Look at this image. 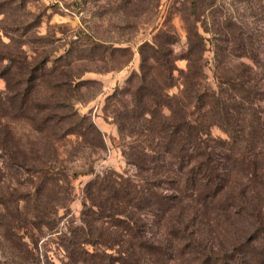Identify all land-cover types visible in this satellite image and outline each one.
Instances as JSON below:
<instances>
[{"label": "trees", "instance_id": "1", "mask_svg": "<svg viewBox=\"0 0 264 264\" xmlns=\"http://www.w3.org/2000/svg\"><path fill=\"white\" fill-rule=\"evenodd\" d=\"M145 47L151 55L143 57L139 83L131 86L130 78L120 95L130 101L111 97L120 135L131 140L125 158L137 173L105 172L87 185L91 206L81 226L61 239L69 264H264V78L247 65L234 74L217 64L218 85L209 88L206 46L197 31L189 33L187 70L179 69L173 49ZM48 63L29 64L0 51V78L7 83L0 92V119L37 110L31 119L37 135L77 136L88 149L104 147L102 133L79 118L71 103H61L72 114L58 121L71 119L69 126L39 116L48 110L35 96L46 82ZM154 70L163 74L160 87L151 77ZM73 82H57L52 89L76 91ZM174 87L178 94H171ZM213 127L227 139L213 138ZM22 165L28 172L42 170ZM57 180L45 175L38 189ZM4 191L0 181V229L17 237L10 225L45 226L50 206L43 207L39 198L33 206H21L23 197Z\"/></svg>", "mask_w": 264, "mask_h": 264}, {"label": "rangeland", "instance_id": "2", "mask_svg": "<svg viewBox=\"0 0 264 264\" xmlns=\"http://www.w3.org/2000/svg\"><path fill=\"white\" fill-rule=\"evenodd\" d=\"M192 30L203 37L206 46L209 88H217V64L234 74L247 65L264 78V0H0V51L29 64L50 60L44 71L45 84L36 87L35 96L48 106L39 116L50 115L52 123H59L72 114L61 103H71L79 118L94 124L104 139V147L91 150L77 136L53 140L37 135L31 120L37 110L23 116L14 111L10 118L0 119L4 192L23 197L21 206H33L38 198L43 207L50 206L41 230L10 225L17 237L9 234L14 240L8 241L9 232L0 229V264H69L61 239L81 226L83 213L91 206L87 185L105 172L124 177L137 173L125 158L131 140L120 135L111 97L117 94L130 101L128 95H120L128 90L130 78L134 77L131 86L139 83L143 57L151 55L145 45H159L164 52L173 49L177 66L187 70L183 57ZM162 75L158 70L151 73L159 87ZM12 77L11 82L17 83L15 67ZM64 80H74L76 91L73 87L52 89ZM6 88L0 78V92ZM179 91L174 87L171 94ZM260 107L264 109V102ZM70 121L59 125L69 126ZM211 135L228 137L219 127H213ZM9 156L16 165H10ZM22 163L42 170L28 172ZM45 175L58 180L46 183L40 191Z\"/></svg>", "mask_w": 264, "mask_h": 264}]
</instances>
